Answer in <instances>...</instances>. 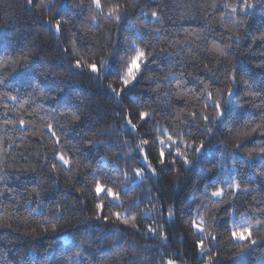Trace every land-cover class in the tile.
Returning <instances> with one entry per match:
<instances>
[{
	"label": "trees",
	"instance_id": "16d2710c",
	"mask_svg": "<svg viewBox=\"0 0 264 264\" xmlns=\"http://www.w3.org/2000/svg\"><path fill=\"white\" fill-rule=\"evenodd\" d=\"M103 2L127 5L121 8L124 18L118 23L100 16L97 27L89 0H55L47 14L29 9L27 0H0V80L5 81L0 85V264H209V257L212 264H264V245L239 254L225 231L242 213L253 224L264 216V160L248 155L255 149L257 157L264 136L258 129L240 141L243 148H235L236 130L250 122L254 127L264 115V40L259 38L264 0H254L249 15L235 17L225 5L240 0ZM52 17L61 20L59 34L48 27ZM131 35L142 39L150 63L142 64L137 80L117 97L109 85L123 87L117 72L133 54L126 52L125 38ZM73 41L87 51L88 61H110L111 70L95 76L86 65L75 68L81 57L72 55ZM213 45L226 49L227 56H219ZM21 54L28 59L15 63ZM205 86L217 99H228L229 88L234 91L223 124L203 119L216 117L213 102L202 96ZM141 111L152 114L147 123L139 120ZM129 116L135 132L127 125ZM157 127L176 132L190 127L186 141L206 144L198 162L188 169L182 160L162 166L158 139L164 137ZM149 164L155 174L149 170L141 181L135 170ZM97 180L119 199L110 202L106 193L98 198ZM233 182L240 191L215 202L220 198L211 192L221 187L227 192ZM97 203H103V212ZM117 212L121 219L113 215ZM200 217L205 233L218 237L203 256L196 247L202 234L191 226ZM253 238L264 239V225L253 230ZM209 244L206 240L205 248Z\"/></svg>",
	"mask_w": 264,
	"mask_h": 264
},
{
	"label": "snow or ice",
	"instance_id": "6c2138e0",
	"mask_svg": "<svg viewBox=\"0 0 264 264\" xmlns=\"http://www.w3.org/2000/svg\"><path fill=\"white\" fill-rule=\"evenodd\" d=\"M27 6L29 9L35 8L38 10L41 14H47L51 12V10L55 7V0H27ZM137 4H133V7H137ZM81 8H83V3L80 5ZM126 8L127 5H121L119 3H113L110 6L103 2V0H89V8L88 11L91 15L92 24H97V17L104 16L105 18L109 19H115L118 23L123 19V15L121 13V8ZM230 11V13L235 17L238 14H243V16L249 15V12L251 9L255 7L254 0H240V3L236 6L232 5H225ZM152 17H157V12L153 11L151 13ZM57 16H59V13H57ZM48 27L50 29H54L57 34H59L62 31L61 26V20L57 17H52L50 21H47ZM259 38L261 40H264V33H261ZM126 52L127 53H133L128 57L127 63L124 67V71L117 72V79L123 87L120 90H117L116 87L113 85H109V88L116 94L117 97L121 95V93L124 91V89L128 88L129 85H132L134 81L137 80V75L141 71V66L147 65V63H150L148 60L149 53H147L142 47H140V44L143 43L142 39L139 37H135L134 35H131L129 37H126ZM239 36L236 37V43H239ZM213 51L217 52L219 56L225 57L227 56L228 52L226 49L213 45ZM64 52L67 54L68 49L65 48ZM72 55L80 56L81 59H76L74 67L77 69H82L85 65L88 68V70L95 76H99L102 72L110 71L111 70V63L107 60L100 61L99 64H97L94 61H88L87 56L88 53L86 50L82 49L81 47H78L76 42L73 41V49H72ZM28 57L24 54H21L20 57H17L15 60V63L19 64L22 61H26ZM82 60L84 63H82ZM123 62V58H121ZM207 67V65H205ZM260 67H264V64L260 65ZM236 77L233 73L232 75V81L235 83ZM5 81L0 80V85L4 84ZM244 83L247 85L248 81L245 80ZM250 95L253 97H259L261 94L259 92L251 91L249 92ZM4 95H7L9 99L13 101L18 100L17 95H9L7 92L4 93ZM228 99H217L213 97V94L211 91L208 90V87L205 86V89L203 90L202 96H205L207 98V101L213 102V111L216 113V117L213 120H209L207 116H204L203 119L207 121L208 123L219 125L224 123V118L226 115L231 111L230 105H231V98L234 96V91L232 88H229L226 93ZM201 97H197V99H200ZM24 103H27V101H24ZM21 107H23V104H21ZM205 108L208 107V103H205ZM152 116L151 113L141 111L139 113V120L143 121L145 123L148 122L150 117ZM75 119H79V117L74 116ZM196 114L192 113V119L195 120ZM177 120L181 123L188 124V121L182 120L179 116L177 117ZM20 126L23 128L25 126V121L21 119L19 121ZM127 125L130 126V129L132 132L137 131V125L133 123V120L131 116L127 118ZM250 123H245L242 128H239L236 130L235 133V139L237 140V143L235 144V148L237 150L243 148L245 145L241 143L240 141L243 140V138L251 136L252 133L257 132L259 129L260 134L264 136V115L260 117V123L255 124L254 127H251ZM48 130L52 132L53 136H55V132L52 130V125H48ZM191 128L189 127L188 131H179L176 132L175 129H169V128H163L160 129L157 127V132L160 134V136L164 138H159L158 142L160 145L159 150V163L164 166L168 163H171L175 165L179 162V160H182L184 168L188 169L191 166H193L195 163L198 162L199 158L203 155L204 149L206 148V144L204 141H201L199 145H197L195 142L188 143L185 139L186 136L191 135ZM230 132L232 129L229 130ZM204 132L206 134H213L214 129L213 128H205ZM148 139H143L141 141L142 144H149ZM155 142V141H153ZM181 145H183V148H181ZM189 150L194 151L195 156L193 158H189L187 155V152ZM253 151L255 149L249 151L248 155L249 158H259L261 160H264V146H261L258 150L257 157H253ZM140 153L144 156V163H148V157L145 153V150L143 148L140 149ZM169 157H171V160L169 161ZM57 160L62 161L63 165L67 168L70 166V161L65 159L63 154H57L56 157ZM56 168V164H53V169ZM151 170L153 174H155V169H151V165L149 164V167L146 169L141 165V167L137 168L135 170V176L140 179L141 181L144 178V175L147 171ZM127 179V176H126ZM206 187H208L206 185ZM229 191H225L224 187L217 188L211 192V196L214 198H220L218 199L217 203H223V197L225 195H235L237 192L240 191L241 185L239 183L233 182L229 186ZM247 190V189H246ZM95 192L96 196L100 198L101 200L104 199V196L102 194L106 193L107 198H110L111 201H116L119 199V193L114 192L113 188L107 187L106 185L102 186V183L100 180L96 181L95 184ZM96 209L100 212H103L104 205L103 203H97ZM113 215L116 216L117 219H121V214L119 212L113 213ZM232 215H235V213H232ZM132 220H135V216L130 217ZM97 219H100V216H97ZM105 220H107V217H104ZM216 218L214 217V220ZM124 222H128V218H124ZM205 221L203 220V217H200L199 223H197V220L194 218L192 220V228H194L198 233H201L202 235L198 237V242L196 247L200 249L201 255H205L209 250L212 244H214L218 237L216 235H213L212 233H205ZM264 225V216L257 218L255 220V223L253 224L251 219L246 214H241L238 220H232L230 223V227H226L225 231L230 232L231 241L235 243V245L239 248V254H243L245 252H251L253 249H255L258 246L264 245V239L257 240L256 238H253V230H259V226ZM45 230H47V226L45 225ZM149 231H153V229H149ZM209 241V248H205V241ZM77 256L80 255L79 252L76 253ZM71 259V257L69 258ZM235 259V257H234ZM167 264H173V260H169ZM209 264H212V258L209 257Z\"/></svg>",
	"mask_w": 264,
	"mask_h": 264
},
{
	"label": "rangeland",
	"instance_id": "374dc122",
	"mask_svg": "<svg viewBox=\"0 0 264 264\" xmlns=\"http://www.w3.org/2000/svg\"><path fill=\"white\" fill-rule=\"evenodd\" d=\"M173 264H175V263H173Z\"/></svg>",
	"mask_w": 264,
	"mask_h": 264
}]
</instances>
